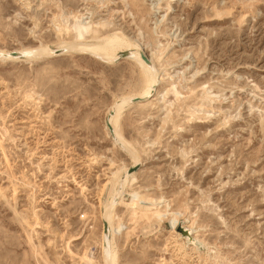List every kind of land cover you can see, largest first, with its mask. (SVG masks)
<instances>
[{"label": "rangeland", "instance_id": "1", "mask_svg": "<svg viewBox=\"0 0 264 264\" xmlns=\"http://www.w3.org/2000/svg\"><path fill=\"white\" fill-rule=\"evenodd\" d=\"M91 22L176 81L120 119L142 160L125 194L162 204L117 209L118 264H264V0H0V51L54 50L0 62V264H103L100 192L132 163L105 121L139 70L55 54Z\"/></svg>", "mask_w": 264, "mask_h": 264}, {"label": "bare ground", "instance_id": "2", "mask_svg": "<svg viewBox=\"0 0 264 264\" xmlns=\"http://www.w3.org/2000/svg\"><path fill=\"white\" fill-rule=\"evenodd\" d=\"M107 12L108 18H100L97 20L100 28L106 29L110 27L111 21L109 18L112 11L108 10ZM96 28L97 27L94 26V23H88L86 26H83V28L77 30V35L74 41L69 43L64 42L57 49L62 51V56H71L77 53L85 54L94 57L99 61L108 62L109 64L115 63L120 59L121 54L119 53H127L128 57L123 60L131 62L132 65L139 70L138 88L136 87L137 89L133 94L117 99L108 112V120L105 121V130L108 137L111 139L112 144L115 147L122 149L132 162L130 167L124 166L117 172L115 171L116 173L112 174V180L105 184L100 192L101 196H106L103 207L104 212L101 215V247L103 250V264H118L115 238L118 235H122L123 224L120 221V217L117 215V209L125 207L129 210L131 216H136L138 212L147 213L157 210V207L162 204L159 200L153 199L136 190H133L129 194H125L126 189L133 186L136 181V173H133L132 169L139 166L142 160L139 151H137L123 136L120 119H122L121 117L124 112L132 104L131 102L134 101L139 103L142 100L156 97L160 93H166L165 95L167 96L169 91L173 89L176 81L173 80V76L166 78L161 75V72L155 63V54L147 56L143 51L141 44L128 39L122 33L114 32V30L111 34L100 37L98 36ZM58 32L62 33V30L59 29ZM66 35L68 34L66 33ZM50 55H54V50H52L50 46L25 48L16 52L0 51V62L20 63L35 61L40 57ZM143 58L147 60V63ZM193 77L190 78L188 81L189 83L193 82ZM166 80L169 81L171 89L167 90L165 86ZM127 195L130 198L129 202L125 200V196ZM166 206L169 207V205ZM156 214L158 218H162L159 212H156ZM176 222L177 219H173V230H176L177 228ZM105 226L108 228L107 235H105L104 231ZM108 236L110 240L108 239ZM76 240H78V237L73 238L71 242ZM88 264L92 263L88 262Z\"/></svg>", "mask_w": 264, "mask_h": 264}, {"label": "water", "instance_id": "3", "mask_svg": "<svg viewBox=\"0 0 264 264\" xmlns=\"http://www.w3.org/2000/svg\"><path fill=\"white\" fill-rule=\"evenodd\" d=\"M55 54L56 55H60V54H62V51L57 50V51H55ZM127 57H128V54L127 53H123V54L120 55V59L118 61H116V62L118 63V62L122 61L123 59H125ZM143 59L147 63V60L145 58H143ZM104 231H105V235H107L108 234V228H107V226H105V230Z\"/></svg>", "mask_w": 264, "mask_h": 264}]
</instances>
